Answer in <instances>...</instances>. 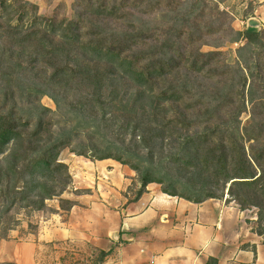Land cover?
Segmentation results:
<instances>
[{"label": "trees", "instance_id": "trees-1", "mask_svg": "<svg viewBox=\"0 0 264 264\" xmlns=\"http://www.w3.org/2000/svg\"><path fill=\"white\" fill-rule=\"evenodd\" d=\"M83 1L82 9L68 20L40 18L37 7L25 0H0V38L10 43L8 55L0 54V66L5 63L9 70L1 73L0 69V220L15 206L44 212L48 202L57 201L59 211L67 215L76 204L63 198L72 188V176L60 160L71 140L54 138L48 109L34 106L35 119L20 111L23 92L15 69L36 74L43 68L50 74L27 94L35 97L34 102L48 95L59 107V94L73 93L77 105L72 110L87 111L98 123L126 132L137 146L148 150V156L157 150L163 154V144L170 139L168 154L156 168L151 164L142 169L139 163L112 153L72 150L76 156L111 159L134 171L140 187L133 201L154 183L162 186V193L196 204L221 200L228 186L226 202H234L242 211L256 209L257 223L264 226V35L257 27L232 31L246 43L256 44L250 67L231 91H217L203 111L192 115L195 105L188 104L186 114L171 115L187 95L172 86L180 72L208 75L216 70L213 65L220 53H203L200 43L194 47L203 37L198 24L191 29L166 25L151 31L127 25L121 32H108L104 22L151 15L170 8L173 0ZM204 12L205 8L200 18ZM118 82L127 83L125 92L121 93ZM247 103L249 118L242 124ZM200 125L201 130L195 129ZM179 128L185 133L173 138ZM181 180L198 190L194 197L177 194ZM99 254L101 262L108 255Z\"/></svg>", "mask_w": 264, "mask_h": 264}, {"label": "rangeland", "instance_id": "rangeland-1", "mask_svg": "<svg viewBox=\"0 0 264 264\" xmlns=\"http://www.w3.org/2000/svg\"><path fill=\"white\" fill-rule=\"evenodd\" d=\"M25 1L37 7V16L40 18L55 16L58 19L69 20L84 6L83 0ZM164 1L166 2V0ZM177 4L181 5L177 6ZM203 8H205L204 16L200 18L199 13ZM250 22L257 23L259 33L264 35V0H173L170 8H161L151 15H136L128 21L104 22L103 25H106L105 29L108 32H121L128 28L127 25H132L137 31H151L157 27H166V25L167 27H180L182 30L191 29L193 23L198 24L203 37L202 41L194 47L199 46L200 43L201 52L220 53L219 58L216 59L213 65L216 70L207 75L205 73L191 74L183 69L177 76V80L172 83V86L177 90L186 91L187 95L184 94L183 101L171 110V115L176 114V112L186 114L185 106L191 104L192 107L195 105L192 115H196L199 111H203L217 91L221 93L231 91L239 75L245 73V68L250 67L253 61L251 52L256 48V44L254 42L246 43L242 37L232 33V31L242 33ZM9 47V41L0 38V54L8 55ZM144 47L146 48V46ZM1 61L2 59H0V63L3 64ZM0 69L1 73L9 72L5 63L4 66H0ZM38 71L40 74H35V72L24 74L23 70L18 68L14 71V77L21 81L18 84L23 92L22 100L19 103L22 106L20 111L26 117L32 116V119H35L37 110L34 106L49 110L47 118L50 119L52 124L51 130L54 138L71 140V147L63 150L60 155V160L69 167L71 176L76 172H91L84 164L91 160L76 156L72 153V150L91 151L92 153L88 155L112 153L115 156H121L123 159L131 160L133 163H139L138 165L142 169L150 167L151 164L152 168H156L155 164L168 154L169 149H167V146L171 147L169 138L166 139L165 145L163 144V154L157 150L154 151V154L148 156V150L141 145L137 146L126 132H118L120 130L116 126L108 127L105 124L98 123L94 116L87 111L77 113V111L72 110L71 106L77 105V96L73 93L67 96L59 94L57 97L59 107L48 95H41L39 101L34 102L35 97L30 98L27 94L34 91L42 76L47 77L50 74V71H45L43 68ZM118 83L121 93L125 92L128 86L127 83ZM196 101H202L203 103L197 104ZM246 106L247 112L241 116L242 124L249 118L251 105L247 103ZM198 127L201 130L203 125L197 126L195 129H198ZM185 131V129L179 128L176 133L172 134V137L183 135ZM126 149L130 152H126ZM120 165L126 171H128L127 168L130 169L128 166ZM132 175L130 186L122 194L127 202L134 200L140 187L136 173L134 172ZM155 185L162 189L159 184ZM191 186L187 180H181L177 184V194L194 197L198 190ZM73 187L69 193L63 195L64 199H72V196L76 195L74 193L83 191L74 190ZM227 192L228 186L221 200L228 198ZM47 205L48 209L44 212H32L15 206L7 215H2L0 238L3 237L4 239L0 240V264H16L10 261L14 251L22 264H101L100 252L83 242L37 243L36 237L39 227L44 220L49 219L52 215H59L63 221L67 220L65 213L59 211L57 201H50ZM248 210L257 213L254 208ZM55 211H58V213L54 214ZM261 229L263 230L264 226L256 222L255 231Z\"/></svg>", "mask_w": 264, "mask_h": 264}, {"label": "crops", "instance_id": "crops-1", "mask_svg": "<svg viewBox=\"0 0 264 264\" xmlns=\"http://www.w3.org/2000/svg\"><path fill=\"white\" fill-rule=\"evenodd\" d=\"M84 164L91 172L73 173L72 186L88 193L72 196L66 221L44 220L37 243L83 242L108 253L101 264H264V233L255 231L253 211L225 199L192 203L155 184L127 202L132 170L110 159ZM11 257L22 264L15 251Z\"/></svg>", "mask_w": 264, "mask_h": 264}, {"label": "water", "instance_id": "water-1", "mask_svg": "<svg viewBox=\"0 0 264 264\" xmlns=\"http://www.w3.org/2000/svg\"><path fill=\"white\" fill-rule=\"evenodd\" d=\"M257 26H258V24L255 23V22H250V23H249V27H253V28H255V27H257Z\"/></svg>", "mask_w": 264, "mask_h": 264}, {"label": "built area", "instance_id": "built-area-1", "mask_svg": "<svg viewBox=\"0 0 264 264\" xmlns=\"http://www.w3.org/2000/svg\"><path fill=\"white\" fill-rule=\"evenodd\" d=\"M247 27H249V25H247Z\"/></svg>", "mask_w": 264, "mask_h": 264}]
</instances>
